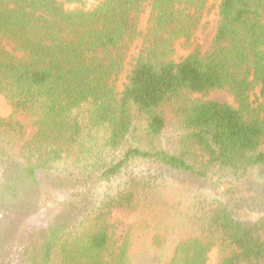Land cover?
<instances>
[{
    "label": "trees",
    "instance_id": "1",
    "mask_svg": "<svg viewBox=\"0 0 264 264\" xmlns=\"http://www.w3.org/2000/svg\"><path fill=\"white\" fill-rule=\"evenodd\" d=\"M146 2L157 14L156 41L119 94L112 81L124 54L116 52L136 36L133 18ZM208 2L0 0V102L11 110L0 106V195L3 184L18 187L17 177L41 172L84 188L74 222L32 264H138L132 238L148 233L160 250L183 212L167 191L170 172L215 190L189 202L186 225L199 235L189 231L165 264H207L216 247L217 264H264V215L241 214L254 198L252 171L264 167V0H220L210 51L170 60L172 39L191 40ZM215 90H228L238 108L182 101ZM113 214L133 216L138 234L116 254Z\"/></svg>",
    "mask_w": 264,
    "mask_h": 264
},
{
    "label": "rangeland",
    "instance_id": "2",
    "mask_svg": "<svg viewBox=\"0 0 264 264\" xmlns=\"http://www.w3.org/2000/svg\"><path fill=\"white\" fill-rule=\"evenodd\" d=\"M219 5L220 0H209L203 13L197 12L195 15V9L190 10V13L195 15V20H200L198 27L194 30L190 41L186 36L172 39L173 51L169 57L170 60L180 62L197 47L202 54L210 51L219 22ZM156 16L152 3H144L133 18L137 28L136 36L116 52L124 54L123 68L112 81L119 94L123 92L128 83V76L139 58L147 56L156 41L153 32ZM6 48L14 51L12 44H7ZM14 53L18 54L15 51ZM258 94L259 89H255L250 94L255 108L259 103ZM208 100L238 108L235 97L228 90H215L207 95L185 94L182 99L188 104ZM0 106L3 114H10V108L2 100ZM170 118L175 119L173 114ZM34 132L35 130H32V133ZM170 173L171 182L167 191L171 194L175 193L170 196L176 203L183 201L180 207L183 212L175 216L176 221L173 220L169 235L160 239V250L152 249L154 233L144 234L140 239L132 238L134 243L132 253L136 255L138 264H165L168 254L172 252L177 242L187 239L189 231L197 234L192 224L186 225L188 217L191 215L192 218L195 212L188 210L189 202L200 194L203 197L214 195L215 184L212 181L183 173ZM17 178L21 179L18 187H12L9 182L3 184L4 195H0V198L3 196V200L0 201V251L2 255H5L7 264H32L35 256H40L49 238H55L74 222L80 208L77 200L80 199L79 194L84 192V188L50 172L38 173L36 179L25 180L22 176ZM251 180L254 198L248 200L246 203L248 206L241 213L244 215L243 218L248 220L264 215V167L254 169ZM109 223V250L113 254L119 252L129 236L138 237L134 229L137 221L131 215L113 214L109 218ZM182 223L184 225L181 226ZM220 253L221 248H214L209 253L207 264H217Z\"/></svg>",
    "mask_w": 264,
    "mask_h": 264
}]
</instances>
